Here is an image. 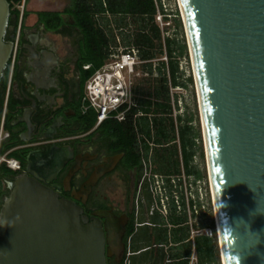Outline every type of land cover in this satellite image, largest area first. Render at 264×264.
I'll return each instance as SVG.
<instances>
[{
	"label": "water",
	"instance_id": "1",
	"mask_svg": "<svg viewBox=\"0 0 264 264\" xmlns=\"http://www.w3.org/2000/svg\"><path fill=\"white\" fill-rule=\"evenodd\" d=\"M202 108L224 264H264V0H179ZM0 0V79L15 42ZM15 179L0 208V264H108L107 234L36 174ZM110 236V237H109ZM108 244V246H107Z\"/></svg>",
	"mask_w": 264,
	"mask_h": 264
},
{
	"label": "flooded vegetation",
	"instance_id": "2",
	"mask_svg": "<svg viewBox=\"0 0 264 264\" xmlns=\"http://www.w3.org/2000/svg\"><path fill=\"white\" fill-rule=\"evenodd\" d=\"M63 17L64 24L49 28L39 15L29 21L24 10L16 31L9 23L6 40L15 47L0 79V132L6 133L1 150L6 147L3 154L17 160L19 169L2 175L0 208L15 179L34 173L84 215L99 218L107 240L123 225L119 250L108 257V264H122L142 227L136 215L140 198L150 193L142 176L146 156L141 149L139 160L135 146L125 148L102 123L88 125L84 45L80 29ZM160 176L164 183L172 174ZM155 178L149 180L158 183ZM147 215L154 220L158 212Z\"/></svg>",
	"mask_w": 264,
	"mask_h": 264
},
{
	"label": "rangeland",
	"instance_id": "3",
	"mask_svg": "<svg viewBox=\"0 0 264 264\" xmlns=\"http://www.w3.org/2000/svg\"><path fill=\"white\" fill-rule=\"evenodd\" d=\"M49 2V6L60 8L70 4V0ZM166 2L169 16L163 19L164 22L158 21V24L163 31L169 32L172 39V53L168 57L178 65L176 81L165 69L159 70L160 55L156 56L154 63L159 66L153 71L152 77L148 82L140 81L142 78L138 82L144 87L159 86L163 95L168 90L169 100L163 96L160 102L165 105L164 108L162 106L158 109L153 104L140 108V112L150 120L156 115L162 119L173 118L175 133H170L166 141L158 140L154 133L149 139L142 176H145L150 193L140 198L139 207L144 216L137 221L144 226L136 234L142 237L143 245H153L156 242L159 244L154 254L147 259L148 264H164L163 258L166 256L177 259L180 255L184 256L181 257V262L186 264H224L192 55L178 1ZM98 19L106 30L110 31V27H114L118 31L115 26L118 17L107 15L99 16ZM128 21L133 22L131 19ZM165 161L176 165L179 172H167ZM154 174L159 175V178H155L159 180L158 183L149 180H153ZM165 174L172 176H164L162 183L160 175ZM153 206L157 207L158 212L154 220L147 215ZM160 230L163 235L159 233ZM203 236L209 237V241L203 246L205 250L200 252L196 239ZM142 259L146 263V258ZM141 260L136 259L135 264L142 262Z\"/></svg>",
	"mask_w": 264,
	"mask_h": 264
},
{
	"label": "trees",
	"instance_id": "4",
	"mask_svg": "<svg viewBox=\"0 0 264 264\" xmlns=\"http://www.w3.org/2000/svg\"><path fill=\"white\" fill-rule=\"evenodd\" d=\"M21 0H16L18 4ZM11 4V18L10 24L15 26L16 31L21 11L16 6ZM158 13V5L156 0H70V4L61 12L58 11H40L37 14L40 19L49 27L56 28L60 24L65 23L64 15L69 16L74 24L80 29L78 31L81 35V39L84 45L83 55L84 63L90 64V68L84 69V81L85 83L92 76V74L100 68L106 59L109 57V46L111 43L116 42L114 35V27H110V32L107 33L105 28L100 26L98 15L107 16L108 14L114 17H118L115 22V26L120 31L122 40L125 44L133 43L140 47L141 53L148 59L155 58L158 55L163 54L166 48L167 54L171 57L172 53V39L163 38L162 29L156 22V15ZM131 19L133 22L128 21ZM110 26V23H109ZM163 66H159V70H162ZM169 76L176 81V74L178 71V65L172 59H169ZM149 76L142 78L140 81H147L152 77L153 70L152 65H148ZM139 81V82H140ZM137 83L134 89L135 100L138 106L133 107L126 115L125 119L119 121L117 119H107L102 123L103 127L110 129L111 133L117 140L123 142V146L127 149H131L132 145L138 153V159L141 160V149L144 150V154L147 157L148 143L147 139L152 138L153 133L155 137L160 141L168 140L170 133L174 132V120L173 118L162 119L159 115H156L150 120L146 116L137 115L140 108L150 107L156 104L158 109L164 108L165 105L161 103L163 96L166 100H169V92L166 90L163 95V91L159 86L144 87L140 83ZM161 109V108H160ZM85 118L88 121L89 126H93L97 123V115L93 109H88L85 114ZM6 147H3L1 153L3 154ZM187 154V153H186ZM186 160L188 161V157ZM167 172L176 173L179 169L176 165H173L170 161H165ZM14 170L3 163L0 166V192L2 189V175L3 173L10 174ZM161 235L163 233L159 231ZM160 238V236H159ZM159 241V240H158ZM209 237L203 236L196 239V244L199 247V251L203 252L205 244H208ZM158 243L143 245V239L141 236H136L131 246L133 252H139L132 257V264H135L136 259L146 258V263L143 259V264H148L147 259L154 254V250L158 248ZM180 255L177 259L163 258L164 264H186L181 262ZM173 262V263H172ZM140 262L136 263L139 264ZM123 264V263H122Z\"/></svg>",
	"mask_w": 264,
	"mask_h": 264
},
{
	"label": "built area",
	"instance_id": "5",
	"mask_svg": "<svg viewBox=\"0 0 264 264\" xmlns=\"http://www.w3.org/2000/svg\"><path fill=\"white\" fill-rule=\"evenodd\" d=\"M179 10L180 4L179 0ZM27 0H21L16 6L20 9V21L26 7ZM158 5V13L156 15V22H164L169 14L167 13L166 0H156ZM100 15H98L99 17ZM108 16H110L108 14ZM100 26L105 28L101 23ZM162 29V28H161ZM109 33L110 31H106ZM116 38L115 43L109 46V57L104 64L98 68L86 82L85 87V108L93 109L97 115V124H101L107 119H117L122 121L125 119L127 113L133 108L137 107V101L134 96V89L138 80L149 76L148 65H152V70H156L157 66L154 63V58L148 59L141 53L140 47L130 43L125 44L122 40L120 31H114ZM163 38H170L168 31L162 30ZM169 55L166 48L163 54L160 55L159 60L161 65L165 64L163 69L169 73ZM90 64H86L85 68H90ZM137 115L142 116L140 110ZM2 130L0 132V166L6 163L7 166L14 170L19 169V162L13 158H8L7 154L1 153V143L5 137ZM157 211V207L153 206L150 209V214ZM138 218L144 216L143 211L138 206L136 209ZM143 226V223H139ZM140 252V251H139ZM139 252H133L131 248L128 249L127 255L124 259V264H132V257Z\"/></svg>",
	"mask_w": 264,
	"mask_h": 264
},
{
	"label": "crops",
	"instance_id": "6",
	"mask_svg": "<svg viewBox=\"0 0 264 264\" xmlns=\"http://www.w3.org/2000/svg\"><path fill=\"white\" fill-rule=\"evenodd\" d=\"M50 0H27L26 7H25V14L28 18V20H34L37 18V13L40 11H63L66 7L60 8V7H51L49 4ZM54 2L55 0H51ZM139 264H142L141 262Z\"/></svg>",
	"mask_w": 264,
	"mask_h": 264
},
{
	"label": "bare ground",
	"instance_id": "7",
	"mask_svg": "<svg viewBox=\"0 0 264 264\" xmlns=\"http://www.w3.org/2000/svg\"><path fill=\"white\" fill-rule=\"evenodd\" d=\"M199 94H200V93H199ZM199 94H198V96H200ZM199 99H200V97H199ZM199 103H200V112H201V117H202L201 101H199ZM202 124H203V123H202Z\"/></svg>",
	"mask_w": 264,
	"mask_h": 264
},
{
	"label": "clouds",
	"instance_id": "8",
	"mask_svg": "<svg viewBox=\"0 0 264 264\" xmlns=\"http://www.w3.org/2000/svg\"><path fill=\"white\" fill-rule=\"evenodd\" d=\"M237 264H239V261L237 260Z\"/></svg>",
	"mask_w": 264,
	"mask_h": 264
}]
</instances>
